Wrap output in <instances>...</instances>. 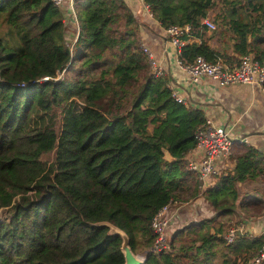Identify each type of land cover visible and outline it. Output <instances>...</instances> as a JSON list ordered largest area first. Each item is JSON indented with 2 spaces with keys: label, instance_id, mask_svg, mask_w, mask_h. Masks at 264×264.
Here are the masks:
<instances>
[{
  "label": "trees",
  "instance_id": "1",
  "mask_svg": "<svg viewBox=\"0 0 264 264\" xmlns=\"http://www.w3.org/2000/svg\"><path fill=\"white\" fill-rule=\"evenodd\" d=\"M147 1L162 27L190 23L182 37L201 38L184 43L182 62L249 53L264 66V0ZM74 6L73 41L75 23L51 0H0V264H123L115 227L143 264H248L264 246V185L241 194L237 183L264 184L263 154L244 144L203 187L186 154L207 118L150 72L131 7ZM197 197L213 213L149 251L153 214Z\"/></svg>",
  "mask_w": 264,
  "mask_h": 264
},
{
  "label": "built area",
  "instance_id": "2",
  "mask_svg": "<svg viewBox=\"0 0 264 264\" xmlns=\"http://www.w3.org/2000/svg\"><path fill=\"white\" fill-rule=\"evenodd\" d=\"M52 3L65 10V19H69L78 27L77 10L74 6V0H51ZM142 6L150 12V4L147 0H141ZM72 14L75 15L73 18ZM210 30L216 27L215 22L209 18L202 19ZM165 28L166 41L172 46L173 56L176 64L188 75L192 82H197L202 78H209L216 83V86L223 87L230 83H256L264 90V66L259 63L249 53L243 54L239 60L233 65H229L225 61H211L206 59L203 55H196L191 61L184 63L180 59L181 49L185 43L183 34L188 33L191 25L190 23L177 24L171 23ZM76 38V37H75ZM144 52L147 54L150 72L154 76L164 74L163 67L156 61L154 54L148 46L142 44ZM47 78V77H45ZM177 101H184L185 99L172 92ZM235 143L234 136L230 130L225 126L214 125L209 119L196 133V143L194 147L187 152L190 157L187 160V167L196 172L198 179L202 186H208L211 181L216 180L219 176V170L215 165V159L218 156H226L231 154V149ZM190 202V201H189ZM188 201L179 203L177 200H170L162 205L152 216L150 224L154 233V238L149 246V251L157 252L167 246V241L170 238L169 226L176 224L178 214L181 209L189 204ZM197 204V203H196ZM203 206H199V209ZM179 223V222H178ZM177 223L176 227L179 226ZM244 228V223L237 228L229 229L224 237L228 242L233 241L237 230ZM174 230V229H173ZM248 264H264V246L263 249L251 259Z\"/></svg>",
  "mask_w": 264,
  "mask_h": 264
},
{
  "label": "crops",
  "instance_id": "3",
  "mask_svg": "<svg viewBox=\"0 0 264 264\" xmlns=\"http://www.w3.org/2000/svg\"><path fill=\"white\" fill-rule=\"evenodd\" d=\"M126 2L141 23V43L149 47L156 61L163 67L164 75L169 77L173 91L182 96L185 102L203 109L207 119L214 125L225 126L234 136L235 143L231 154L215 159L219 173L232 169L235 154L240 152L244 144L252 145L264 156V90L256 83H230L218 87L209 78L192 82L176 64L172 46L166 41L165 28L153 17L151 10L148 12L142 6L141 0ZM71 22L73 21L70 19L67 21L68 24ZM74 26L76 29L72 35L73 41L77 33V26ZM200 39L199 36H192L185 39V42H199ZM212 44L218 47L220 42L213 40ZM189 157L190 153L186 154L187 160ZM262 185L264 184L256 179L245 180L237 183V189L240 192L242 187L260 188ZM191 202H195L192 205L195 208L198 204L202 205V202L207 204L202 197L193 199L189 204Z\"/></svg>",
  "mask_w": 264,
  "mask_h": 264
},
{
  "label": "rangeland",
  "instance_id": "4",
  "mask_svg": "<svg viewBox=\"0 0 264 264\" xmlns=\"http://www.w3.org/2000/svg\"><path fill=\"white\" fill-rule=\"evenodd\" d=\"M84 15H85V12L82 11L80 16H84ZM72 16H73V18L75 17L74 14H72ZM76 35H77V33H76ZM253 189H257V188L256 187L255 188L250 187V186L249 187H242L240 189V193L243 194L244 192L251 191ZM192 205H194V203ZM199 206H201V205L198 204V207H196V208L193 206H186L185 208L181 209L179 214H178V217L175 218V219H178L176 224L172 223L168 228V230H170V235L173 232V229L177 228L176 225L178 222H179L178 223L179 226H182V224H184L186 222L188 223L190 221L191 222L196 221V220L203 218L206 215L213 213V211L210 209V207L206 203L202 202L203 210H202V208L199 209ZM138 253H141V252H138Z\"/></svg>",
  "mask_w": 264,
  "mask_h": 264
},
{
  "label": "water",
  "instance_id": "5",
  "mask_svg": "<svg viewBox=\"0 0 264 264\" xmlns=\"http://www.w3.org/2000/svg\"><path fill=\"white\" fill-rule=\"evenodd\" d=\"M115 232L121 236V251L124 255V263L123 264H143L144 258L139 254L135 253L130 245L128 235L120 229L119 227H115ZM240 233V230H237Z\"/></svg>",
  "mask_w": 264,
  "mask_h": 264
}]
</instances>
